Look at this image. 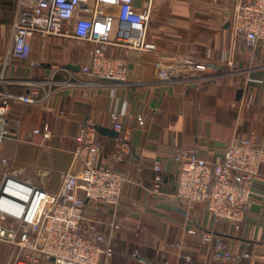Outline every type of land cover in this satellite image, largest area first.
Here are the masks:
<instances>
[{
	"label": "crops",
	"instance_id": "crops-1",
	"mask_svg": "<svg viewBox=\"0 0 264 264\" xmlns=\"http://www.w3.org/2000/svg\"><path fill=\"white\" fill-rule=\"evenodd\" d=\"M238 1L133 0L138 12L150 7L147 41L156 48L109 47L107 55L128 66L126 80L113 82L81 71L90 64L94 45L69 37L35 35L27 60L11 57L20 0H0V60H8L0 91L11 96L13 133L0 146V178L6 171L56 192L69 171L80 176L86 168L106 164L121 173L114 210L85 207L89 219L99 217L102 232H109L112 220L120 226L113 254L103 256L100 264H264V164L237 227L215 219L205 203H185L175 196L179 149L193 148L217 164L235 135L253 134L254 144L264 150V42L246 48L231 30ZM119 27L115 19L111 39ZM184 61L195 67L181 66ZM164 66L176 75L174 80L158 78ZM249 78L258 80L251 95L244 90ZM21 95L35 101L21 102ZM112 113L129 137L130 153L122 160L115 155L116 137L108 135L116 133ZM85 126L96 128L103 149L100 154L83 151L75 159L76 138ZM157 162L162 168L158 184ZM218 245L232 255L231 261L215 258Z\"/></svg>",
	"mask_w": 264,
	"mask_h": 264
},
{
	"label": "built area",
	"instance_id": "built-area-1",
	"mask_svg": "<svg viewBox=\"0 0 264 264\" xmlns=\"http://www.w3.org/2000/svg\"><path fill=\"white\" fill-rule=\"evenodd\" d=\"M113 8L118 10L116 15L108 11ZM149 16L150 7L138 12L133 0H20L10 55L27 60L30 39L35 35L69 37L94 45L90 64L81 68L83 73L100 80L124 82L128 71L126 61L108 56L107 50L116 46L153 51L156 46L147 41ZM115 19L120 27L111 39ZM230 25L233 33L242 37L246 48L264 42V0H239ZM7 64L8 60H0V85ZM180 65L195 67L187 61ZM158 78L171 81L176 75H171L169 67L164 66ZM257 82L247 80L244 90L248 95L252 94L251 85ZM17 99L24 103L35 101L28 95ZM10 109L11 96L0 91V146L13 137L9 130ZM111 120L117 133L115 155L122 160L130 153L129 137L117 114L112 113ZM138 122L142 125L144 121L138 117ZM45 137L50 134L46 133ZM254 139L253 134L235 135L217 164L208 162L193 148L179 149L174 155L179 167L176 199L205 203L215 219L237 227L250 202L252 181L264 164V150L254 144ZM76 140L75 159L83 151L102 152L93 126L83 127ZM153 169L158 184L162 174L160 163H155ZM122 183V174L106 164L86 168L80 176L69 171L56 192L4 171L0 178V241L13 248L8 264H100L103 256L113 254L112 240L120 226L112 220L109 232H102L99 217L89 219L85 207L90 203L100 211L114 210L120 201ZM203 239L209 241L210 237L203 234ZM214 255L217 260H232V255L220 245Z\"/></svg>",
	"mask_w": 264,
	"mask_h": 264
},
{
	"label": "rangeland",
	"instance_id": "rangeland-1",
	"mask_svg": "<svg viewBox=\"0 0 264 264\" xmlns=\"http://www.w3.org/2000/svg\"><path fill=\"white\" fill-rule=\"evenodd\" d=\"M12 249L7 243L0 241V264H8Z\"/></svg>",
	"mask_w": 264,
	"mask_h": 264
},
{
	"label": "water",
	"instance_id": "water-1",
	"mask_svg": "<svg viewBox=\"0 0 264 264\" xmlns=\"http://www.w3.org/2000/svg\"><path fill=\"white\" fill-rule=\"evenodd\" d=\"M241 94H242V90H239L237 92V99H239V97L241 96ZM108 135H111L113 137H117V133H108Z\"/></svg>",
	"mask_w": 264,
	"mask_h": 264
}]
</instances>
